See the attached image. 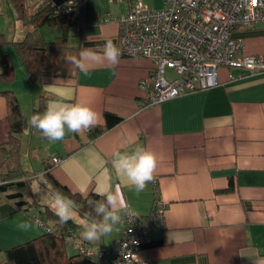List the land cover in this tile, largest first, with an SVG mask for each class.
<instances>
[{"label":"crops","instance_id":"obj_1","mask_svg":"<svg viewBox=\"0 0 264 264\" xmlns=\"http://www.w3.org/2000/svg\"><path fill=\"white\" fill-rule=\"evenodd\" d=\"M132 1L123 0L115 11V0H84L83 39L116 37L118 23L100 17L116 18ZM0 21L8 38L24 35L9 0L4 4L0 0ZM233 34L244 39L245 53H264V22L238 27ZM78 42L77 37L71 44ZM6 50L14 74L10 81L0 80V145L10 129L3 92L11 90L27 119L20 135V162L33 176L35 198L40 201L45 192L57 191L45 173L49 171L72 192H118L128 209L145 215L156 188L165 202L164 225L148 229V240L138 252L145 264H264V75L230 79L229 73L236 69L220 67L218 84L143 106L139 81L153 67L147 57L121 54L115 67L99 64L87 75L77 69L72 77L31 80L13 48ZM41 95L45 108L57 99L90 106L99 116L97 126L82 134L68 132L62 141H49L28 123ZM105 110L121 119L98 131ZM137 146L153 151L158 159L154 181L140 193L112 165L114 152ZM52 156L63 159L53 164ZM7 168L0 152V171ZM36 213V209L27 214L16 208L0 193V264H8L4 249L44 232ZM87 219L76 209L70 239L96 249L91 254L96 264H112V248L124 235L125 221L100 241L89 243L81 237ZM26 220L39 226L19 230L16 225Z\"/></svg>","mask_w":264,"mask_h":264},{"label":"built area","instance_id":"obj_2","mask_svg":"<svg viewBox=\"0 0 264 264\" xmlns=\"http://www.w3.org/2000/svg\"><path fill=\"white\" fill-rule=\"evenodd\" d=\"M100 20L118 23L117 47L122 55L153 62L139 81L143 106L218 84L220 67L236 69L229 73L230 79L264 75V53H245L244 39L233 34L238 27L264 22V0H161L159 7L133 0L125 13ZM62 159L50 160L56 164ZM164 212L165 202L156 188L147 214L129 209L124 235L112 248V264H145L139 249L147 242L150 227H163ZM73 244L90 256L96 251L85 243Z\"/></svg>","mask_w":264,"mask_h":264},{"label":"trees","instance_id":"obj_3","mask_svg":"<svg viewBox=\"0 0 264 264\" xmlns=\"http://www.w3.org/2000/svg\"><path fill=\"white\" fill-rule=\"evenodd\" d=\"M15 17L23 25L25 32L20 39L8 38L0 31V80L10 81L14 74L13 62L6 50L11 46L20 59L27 75L31 80L41 76L72 77L77 68L65 60L66 55H76L81 48L100 49L107 40H112L117 46V38L83 39L81 26L83 24L84 0H68L62 4H55L52 0H9ZM57 28L58 34L45 40L39 33L41 25ZM74 28V33L71 29ZM78 37L76 44L69 43L71 36ZM7 104V119L10 124L7 140L0 145V152L8 168L0 171V193L15 205L16 208L30 214L36 209L35 218L44 227L41 235L15 244L3 250L8 264H96L90 255L79 252L68 253L67 244L72 246L76 241L71 240L76 223L71 220L66 224L59 223L52 210L33 196L31 182L33 176L24 169L20 162V135L27 125L15 93L11 90L4 92ZM45 109V97H38L33 113H42ZM103 127L108 128L119 122L121 117L113 112H103ZM37 131V130H36ZM38 132V131H37ZM40 135H42L39 132ZM52 163V162H51ZM48 166L45 165V170ZM50 178L53 188L76 202L79 214L89 218L94 216L88 200L102 199L97 192L86 194L72 192L59 183L49 171L45 172ZM145 244V243H144Z\"/></svg>","mask_w":264,"mask_h":264},{"label":"clouds","instance_id":"obj_4","mask_svg":"<svg viewBox=\"0 0 264 264\" xmlns=\"http://www.w3.org/2000/svg\"><path fill=\"white\" fill-rule=\"evenodd\" d=\"M120 57V48L112 40H107L99 51L87 47L81 48L76 55H66L65 60L87 75L95 65L107 64L115 67ZM98 120L97 112L90 106L57 99L50 100L42 113L32 114L28 123L49 141L57 142L62 141L68 132L82 134L90 131L97 126ZM55 159L53 157V160ZM112 165L118 174L126 177L129 187L140 193L154 181L158 159L153 151L137 146L131 151L114 152ZM96 195L102 199L88 200L95 215H89L82 224L81 237L89 243L100 241L129 216L128 206L118 192L107 189L98 191ZM40 203L48 206L61 224L68 223L76 215V202L60 191L45 192L40 197ZM34 226L39 225H35L32 220L16 225L21 231H29Z\"/></svg>","mask_w":264,"mask_h":264},{"label":"rangeland","instance_id":"obj_5","mask_svg":"<svg viewBox=\"0 0 264 264\" xmlns=\"http://www.w3.org/2000/svg\"><path fill=\"white\" fill-rule=\"evenodd\" d=\"M142 1H143L144 4H148L149 7H155V6L158 7V6H160L159 4H161V2H160L161 0H142ZM1 3L4 4V0H1ZM120 4H123V0H115V4H114L113 9L115 11H117L120 8ZM110 12H113V11H110ZM0 26L2 27L1 21H0ZM6 26H8V23L5 25V27ZM57 30H58L57 28H50L46 24H44V25L39 27V33H40L41 37L43 39H45V40H49V39L53 38L54 36H56L58 34ZM0 31H2V30H0ZM71 32L74 33V28L71 29ZM74 39H77V37L75 35L71 36L70 39H69V43L73 42ZM40 190L41 191H46L43 188H41ZM70 247H71L70 244H67V251H68L69 254L72 252Z\"/></svg>","mask_w":264,"mask_h":264},{"label":"water","instance_id":"obj_6","mask_svg":"<svg viewBox=\"0 0 264 264\" xmlns=\"http://www.w3.org/2000/svg\"><path fill=\"white\" fill-rule=\"evenodd\" d=\"M55 4H62L68 0H52Z\"/></svg>","mask_w":264,"mask_h":264}]
</instances>
